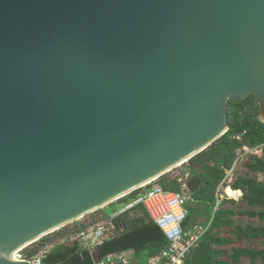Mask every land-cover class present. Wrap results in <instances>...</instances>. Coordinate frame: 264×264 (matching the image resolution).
<instances>
[{
    "label": "water",
    "instance_id": "95a60500",
    "mask_svg": "<svg viewBox=\"0 0 264 264\" xmlns=\"http://www.w3.org/2000/svg\"><path fill=\"white\" fill-rule=\"evenodd\" d=\"M251 94L264 122V0H0V264L188 162Z\"/></svg>",
    "mask_w": 264,
    "mask_h": 264
},
{
    "label": "trees",
    "instance_id": "16d2710c",
    "mask_svg": "<svg viewBox=\"0 0 264 264\" xmlns=\"http://www.w3.org/2000/svg\"><path fill=\"white\" fill-rule=\"evenodd\" d=\"M230 127L204 151L188 162L163 174L157 181L165 188L182 191L183 184L191 186L185 221L189 226L205 215L210 224L199 245L187 256L183 264H264V122L258 117L260 107L251 94L243 101L230 100L227 105ZM245 146L261 149V154L239 150ZM247 158V174L237 175L230 182L228 172L238 161ZM241 190L238 199L218 195L219 187ZM143 188L136 189L123 198L125 205L133 202ZM115 210L104 207L81 218L76 232L109 219L119 232L100 243L101 256L109 252L135 249L138 260L165 249L168 241L162 229L149 217L143 204H135L114 219ZM63 228L52 236L46 235L22 254L31 259L48 244L61 237ZM44 264H91L93 255L78 239L55 245L42 258Z\"/></svg>",
    "mask_w": 264,
    "mask_h": 264
},
{
    "label": "built area",
    "instance_id": "2783aa9c",
    "mask_svg": "<svg viewBox=\"0 0 264 264\" xmlns=\"http://www.w3.org/2000/svg\"><path fill=\"white\" fill-rule=\"evenodd\" d=\"M249 152L259 154L260 149L245 146L243 151L239 150V158ZM232 171L233 168L228 172V176ZM141 188H143V191L137 199L115 209L111 213L110 219L116 218L133 205L141 203L149 217L164 232L168 241L167 247L161 252L147 257L145 261L138 260L135 249H128L109 252L101 256L99 261L93 260L91 264H183L188 254L199 245L210 224L194 222L189 226H185L184 223L190 213L188 201L191 198L190 194H187L184 190V188H188L186 183L183 184L182 191L165 189L157 180L150 181ZM241 195L242 192L234 198L238 199ZM78 235L87 243L85 247L91 251L96 249L104 240L103 228L101 226L97 228L96 225L81 230ZM53 243L46 245L31 259H26L22 254L25 248L17 252L16 257L20 260H28L33 264H44L42 258L54 247Z\"/></svg>",
    "mask_w": 264,
    "mask_h": 264
},
{
    "label": "rangeland",
    "instance_id": "374dc122",
    "mask_svg": "<svg viewBox=\"0 0 264 264\" xmlns=\"http://www.w3.org/2000/svg\"><path fill=\"white\" fill-rule=\"evenodd\" d=\"M246 161H247V158L246 157L243 160L238 161V163L236 164L235 169L229 175V178L227 179V182H230L237 175H242V174H247L248 173L247 170H246V168H245V162ZM258 176H259V178L261 180L264 179V175L258 174ZM184 190H185V192L187 194H189L190 193V190H191V186L188 185V188H184ZM218 195L220 196V199H222V198H224L226 196L229 197V198H234V197L229 196L226 193V189H224L222 185L219 187ZM126 196H124V197H126ZM124 197H122V198H120V199H118V200L110 203L106 207H108V209H110V210H112L113 208H115V209L121 208L127 202L126 201V198H125V200H123ZM204 216L205 215H203V217ZM80 223H82V220L81 219H78V220H75L74 222H71V223L65 225L66 228H63L61 230V231H63V232H61L62 233L61 237L57 238L54 241L53 246L58 245V244H61V243L72 242L75 239H78L83 247L87 246V243L83 239H81L79 237L78 233L75 231L76 228L79 226ZM96 226H97V228H100V226L103 228V231H104V239L113 237V236H115L119 232V230H117L112 225V223L110 222L109 219H105L103 222L99 223L98 225L96 224ZM57 231H59V229L56 230V231H54V232L49 233L48 235L53 237V235L56 234ZM29 247H30V245H29Z\"/></svg>",
    "mask_w": 264,
    "mask_h": 264
},
{
    "label": "bare ground",
    "instance_id": "6f19581e",
    "mask_svg": "<svg viewBox=\"0 0 264 264\" xmlns=\"http://www.w3.org/2000/svg\"><path fill=\"white\" fill-rule=\"evenodd\" d=\"M226 193L231 197H237L241 192L239 190H234L230 186L226 188Z\"/></svg>",
    "mask_w": 264,
    "mask_h": 264
},
{
    "label": "crops",
    "instance_id": "0c3cea01",
    "mask_svg": "<svg viewBox=\"0 0 264 264\" xmlns=\"http://www.w3.org/2000/svg\"><path fill=\"white\" fill-rule=\"evenodd\" d=\"M259 154H261V149H260V152ZM239 192H242L241 190H239ZM205 216L203 217V215H200V217L198 218V220L196 222H199V223H202V224H205ZM99 247V246H98Z\"/></svg>",
    "mask_w": 264,
    "mask_h": 264
}]
</instances>
